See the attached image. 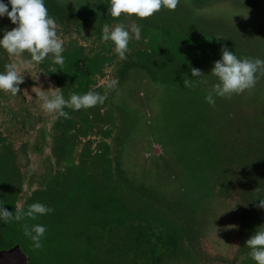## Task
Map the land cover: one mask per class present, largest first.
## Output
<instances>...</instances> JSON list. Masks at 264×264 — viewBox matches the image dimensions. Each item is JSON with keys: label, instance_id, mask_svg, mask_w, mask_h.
Segmentation results:
<instances>
[{"label": "rangeland", "instance_id": "1", "mask_svg": "<svg viewBox=\"0 0 264 264\" xmlns=\"http://www.w3.org/2000/svg\"><path fill=\"white\" fill-rule=\"evenodd\" d=\"M44 2L64 41V63L56 65L46 57L31 73L25 70L17 95L0 91V204L13 213L34 202L53 211L0 222L1 245L19 244L29 264H45L23 232L24 225L43 224L42 242L58 231L64 232L63 241L72 242L77 228L86 233L78 248L92 249L98 259L106 256L94 248L112 244V264L117 259L124 264L130 259L132 264H255L245 242L264 226V208L256 200L264 197V75L254 87L232 94V104L225 102L231 96L216 97L225 108L212 115L223 119L222 134L215 137L220 142L230 138L231 149L242 159L243 173L234 181L240 189L232 197L206 198L196 217L171 209L146 189L172 187L175 177L158 140L164 84L184 85V80L195 79L190 70L197 68L207 81L200 87L211 89L217 78L210 71L223 47L238 57L264 59V0H178L174 10H160L170 12V22L148 20H156L158 12L142 19L127 14L113 18L109 0ZM190 2L205 8L201 17L188 14L195 10ZM105 24L140 26L141 39L130 40L125 59L101 40ZM14 27L7 16L0 18V28ZM229 38L241 41L250 56L238 44L227 43ZM28 58L27 52L15 57L0 49V71ZM112 80L117 83L109 88ZM33 88L46 94L59 88L65 99L93 90L106 99L87 109L65 108L69 118H56L42 110ZM132 114L135 119L140 115L143 127L131 135ZM34 115L38 126L30 120ZM150 122L157 130L149 128ZM111 197L117 222L114 216L113 224H107L105 203ZM57 213L64 222L57 224Z\"/></svg>", "mask_w": 264, "mask_h": 264}, {"label": "clouds", "instance_id": "2", "mask_svg": "<svg viewBox=\"0 0 264 264\" xmlns=\"http://www.w3.org/2000/svg\"><path fill=\"white\" fill-rule=\"evenodd\" d=\"M177 4L178 0H109L108 15L113 18H119L122 14L147 18L161 8L174 10ZM5 16L15 27L11 30L0 28L3 32L0 36V49L6 51L9 56L21 57L25 52L29 54L28 59L5 64V70L0 71V91L9 92L15 96L20 91L19 86L24 83L25 70L29 71L32 66L40 64L46 57L53 64L63 65L64 41L57 35L56 22L49 15L44 0H8L7 4L4 0H0V18ZM131 39L137 41L141 39V29L137 24H132L130 27L124 24L110 27L105 24L101 31V40L110 42L120 59L126 58L125 54ZM190 71L191 77L195 79L184 80V87L191 88L197 83H207L203 79L201 70L192 68ZM210 73L217 78V82L212 85L204 99L209 105H214V97H228L254 87L257 79L264 75V59L238 57L234 51L223 47L221 58L214 61ZM116 83V80H112L108 87H114ZM49 89L53 91L47 94L43 90L35 91L34 88L33 91L41 102L42 110L56 118H69L65 108L87 109L103 104L106 99L104 95L93 90L83 94L72 93L68 99H65L59 88ZM256 200L259 201L258 206L264 208V197ZM52 211V208L40 202L28 205L27 209L17 206L14 213L0 204V222L21 221L25 217L35 219L38 215H46ZM46 230L43 224L23 226L24 235L30 238L36 249L42 247V237ZM245 246L250 250L248 255L255 264H264V226L255 230L246 240Z\"/></svg>", "mask_w": 264, "mask_h": 264}, {"label": "trees", "instance_id": "3", "mask_svg": "<svg viewBox=\"0 0 264 264\" xmlns=\"http://www.w3.org/2000/svg\"><path fill=\"white\" fill-rule=\"evenodd\" d=\"M204 11L205 8L203 10L197 8L187 12L190 16L195 14L197 18V16L201 17ZM158 13L159 16L156 17V20L154 18L148 20L152 22L157 20L161 22L173 21V16H171L170 12L163 13L158 11ZM230 41L238 44L237 48L250 56V50L241 41L239 42L230 38L226 40L227 43ZM166 84H164L166 88L165 96L161 100L163 115L161 119L162 123L159 124L160 131L157 130L155 122L152 125L150 122L149 128L152 127L160 133L161 138L158 140L165 151L166 157L171 165H173L172 167L175 168V177L172 187H167V189L150 187L146 189V192L157 197L173 210L188 211L194 213L197 217L201 203L206 198H229L235 194V191L240 189V184L234 181L239 178V173L242 172V159L239 154L231 149L232 145H229L230 138L224 139L225 142H220L221 139L217 136L215 137V135L222 134L219 128L223 125V119L213 117L212 115L222 113V107L225 108V105L216 97H214V105H209L205 101L204 97L211 89L207 91L203 90L200 87V83L198 86L191 88L184 87V85L175 86L167 84V86ZM232 100L233 97L231 96L225 102L232 104ZM199 111L202 113H198ZM196 113H198L199 118L195 116ZM204 114L207 118L200 119ZM140 119V115L135 119V115L132 114L129 121L131 135L143 127L141 124L142 120ZM30 120L34 121L35 124L37 123L38 126V121H35L37 120L36 116L35 119L32 118ZM57 153L59 154L60 152L57 151ZM17 188L20 189L21 185ZM107 195H112L111 190ZM112 200L113 198L111 197L109 202L105 203V213L108 214V218L106 219L107 224L108 222H112L113 224L114 216L117 222V216L115 215L117 212ZM230 200L233 202V199ZM18 203H22V201L20 200ZM55 216H57V224H60V221L64 222L62 221V213H57ZM85 234L80 229L75 228L72 232V242L63 241L66 236L64 232L60 231L56 233V236L50 235L49 238L53 237L56 242L69 245L68 249L67 247H62V250L59 252L67 255L70 264H81V259L86 261L85 264H104L105 261L110 260L109 256L113 255L112 252L114 250L112 244L103 249L94 248L95 251L104 253L106 257L103 259L96 258V254L92 252V249L81 250L78 248L81 246L78 242L83 235L85 237ZM127 237L129 238V236ZM49 238L45 242H42V247L39 249L35 248L39 256L44 260H46L49 252ZM14 245L17 244L13 243L9 246H2L0 240V250ZM85 246L90 247V245L86 244ZM73 250L80 253L82 258L79 255L75 256Z\"/></svg>", "mask_w": 264, "mask_h": 264}, {"label": "flooded vegetation", "instance_id": "4", "mask_svg": "<svg viewBox=\"0 0 264 264\" xmlns=\"http://www.w3.org/2000/svg\"><path fill=\"white\" fill-rule=\"evenodd\" d=\"M190 5L193 6L192 2H190ZM193 8L197 9V7H195V6H193ZM49 239H50L49 252H48V256H47L46 260L42 259L39 256L38 251H35L36 253H33V254H35V256L38 255V257L40 258V261L43 263L45 262V264H70L67 255L62 253V252L61 253L59 252L60 250H62L61 249L62 247H67V249H68L69 245L64 244V243H58L55 241V239L53 237H50ZM73 251L75 252V256L79 255L80 258H82V255H80V253H77L76 250H73ZM112 261L111 260L105 261L104 264H112ZM116 261L117 262L115 263V261H114L113 264H124V262L120 261L119 259H117ZM85 262L86 261L81 259V264H85ZM28 264H29V261H28ZM126 264H132L131 259H130V262L127 260Z\"/></svg>", "mask_w": 264, "mask_h": 264}, {"label": "water", "instance_id": "5", "mask_svg": "<svg viewBox=\"0 0 264 264\" xmlns=\"http://www.w3.org/2000/svg\"><path fill=\"white\" fill-rule=\"evenodd\" d=\"M28 261L19 244L0 250V264H28Z\"/></svg>", "mask_w": 264, "mask_h": 264}]
</instances>
